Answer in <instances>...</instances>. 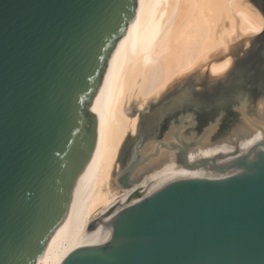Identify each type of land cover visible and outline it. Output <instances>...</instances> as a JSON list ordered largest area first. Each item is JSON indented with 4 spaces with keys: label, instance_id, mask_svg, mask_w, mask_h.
Instances as JSON below:
<instances>
[{
    "label": "water",
    "instance_id": "water-1",
    "mask_svg": "<svg viewBox=\"0 0 264 264\" xmlns=\"http://www.w3.org/2000/svg\"><path fill=\"white\" fill-rule=\"evenodd\" d=\"M137 6L0 0V264H35L65 220L95 148L89 107ZM257 36L262 44L264 30ZM231 99L247 107V97ZM191 145L178 147V163L214 177L175 180L146 197L134 192L138 201L62 264H264V139L223 163L189 162ZM130 167L121 189L132 187Z\"/></svg>",
    "mask_w": 264,
    "mask_h": 264
},
{
    "label": "bare ground",
    "instance_id": "bare-ground-1",
    "mask_svg": "<svg viewBox=\"0 0 264 264\" xmlns=\"http://www.w3.org/2000/svg\"><path fill=\"white\" fill-rule=\"evenodd\" d=\"M263 29L264 18L249 0H138L135 18L117 43L89 107L97 120L94 151L76 181L65 220L35 264H62L87 238L106 232V223L118 211L136 203L134 192L146 197L175 180L217 174L178 163V147L195 140L193 134L186 137L181 132L183 118L170 126L162 141L150 140L136 153L127 179L132 187L121 189L119 153L138 124V116L130 114L131 104L140 111L192 74L217 81L231 70L238 45ZM240 107L241 103L236 107L239 117L255 131H241L213 144L208 136L217 126L210 127L191 143L189 162L221 157L223 163L264 139V124L252 123L242 111L247 107Z\"/></svg>",
    "mask_w": 264,
    "mask_h": 264
},
{
    "label": "rangeland",
    "instance_id": "rangeland-1",
    "mask_svg": "<svg viewBox=\"0 0 264 264\" xmlns=\"http://www.w3.org/2000/svg\"><path fill=\"white\" fill-rule=\"evenodd\" d=\"M249 2L263 17L264 0H249ZM262 58H264V40L261 44L259 36L252 37L238 45L231 70L217 81H210L205 74L202 77L192 74L177 84L178 86L170 88L157 99L150 100L149 104L140 111L131 104L130 114L138 116V124L134 137L129 134L120 150L117 161L119 175L128 169L135 160L136 153L142 151L148 141H162L171 125H179L180 118H184L181 132L186 137L193 134L195 140L192 142H196L217 120L219 122L215 132L208 136L213 144H215L213 141L227 140L234 134H240L241 131L254 132V128L234 112L239 106L233 104L234 99L231 98L235 96L247 97V110L243 108L242 111L252 123L264 124ZM239 63L244 64L239 67Z\"/></svg>",
    "mask_w": 264,
    "mask_h": 264
}]
</instances>
